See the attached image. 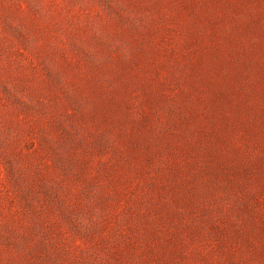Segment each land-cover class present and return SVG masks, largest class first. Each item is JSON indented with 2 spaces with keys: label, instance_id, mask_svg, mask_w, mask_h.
Listing matches in <instances>:
<instances>
[{
  "label": "rangeland",
  "instance_id": "obj_1",
  "mask_svg": "<svg viewBox=\"0 0 264 264\" xmlns=\"http://www.w3.org/2000/svg\"><path fill=\"white\" fill-rule=\"evenodd\" d=\"M0 264H264V0H0Z\"/></svg>",
  "mask_w": 264,
  "mask_h": 264
}]
</instances>
